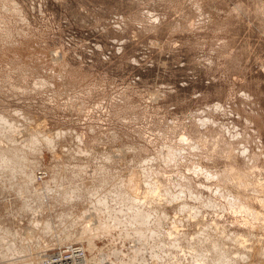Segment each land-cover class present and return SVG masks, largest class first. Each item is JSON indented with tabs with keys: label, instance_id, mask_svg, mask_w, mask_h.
I'll return each mask as SVG.
<instances>
[{
	"label": "rangeland",
	"instance_id": "374dc122",
	"mask_svg": "<svg viewBox=\"0 0 264 264\" xmlns=\"http://www.w3.org/2000/svg\"><path fill=\"white\" fill-rule=\"evenodd\" d=\"M62 169L83 264H264V0H0V264Z\"/></svg>",
	"mask_w": 264,
	"mask_h": 264
},
{
	"label": "bare ground",
	"instance_id": "6f19581e",
	"mask_svg": "<svg viewBox=\"0 0 264 264\" xmlns=\"http://www.w3.org/2000/svg\"><path fill=\"white\" fill-rule=\"evenodd\" d=\"M4 120V119H3ZM15 153V152H13ZM13 155V154H12ZM16 156V155H14ZM13 157V156H12ZM18 158V157H17ZM15 159V158H14ZM12 159V160H14ZM29 159V158H28ZM8 160V159H7ZM11 160V158L9 159ZM22 160V159H21ZM15 161V160H14ZM13 161V162H14ZM23 161V160H22ZM20 162V161H19ZM25 162V160H24ZM17 163V160H16ZM20 165V164H19ZM18 165V166H19ZM23 165V164H22ZM12 166V164H11ZM21 166V165H20ZM14 167V166H13ZM23 167V166H22ZM16 168V167H15ZM25 168V167H24ZM150 171V170H149ZM67 173L66 170L62 169V170H56V172H53V175L50 173L49 175V179H37V173H33L32 175V179L29 182L31 185L28 187L29 190L34 191L33 194L35 195V198H25L27 200V202L25 203V207L28 208L29 205L33 202H36V206L34 207L36 209V212H38V214H40V219L35 218L34 223H37V225L40 227V234L38 238H40L41 236L43 237V239H50L52 240V246H54V248L61 246L63 244H60L59 241H65L64 238L66 237H71V233L66 234L65 232H69L70 230V223L72 221V219L70 218V214L72 213L73 208L71 209L72 202L70 201H74L73 199H69L68 198V193H74L73 190L68 189V187H66L64 184H60L58 185L56 182V180L58 179V177L56 175L59 174H64ZM143 178V177H142ZM134 179V178H133ZM39 180V181H38ZM134 181V180H133ZM136 181V180H135ZM155 182V181H154ZM136 183H138L136 181ZM140 183V182H139ZM148 184V183H147ZM150 185V184H149ZM151 186V185H150ZM34 188L37 189V191H35ZM42 187L41 189L44 188V190L46 189V192L49 191V193H44V192H40L38 191L39 188ZM97 190H100V188H98ZM96 190V191H97ZM144 190V189H143ZM147 191V190H146ZM145 192V191H144ZM93 192L88 193L87 195H89V197L91 198L90 201V205L91 206H85L84 209V213L86 211L85 214H83L84 218L86 219V221L88 220H92L94 218L95 215L92 214H99V211H96V207L98 206V204L100 203L99 201H110L112 200V196L110 197L109 194H106L102 191H100L101 195L100 197H96L94 195H92ZM41 194V195H40ZM147 194V193H146ZM72 196L75 194H71ZM75 197V196H74ZM154 197V196H153ZM89 198V199H90ZM102 198V199H101ZM143 201V200H142ZM152 201V200H150ZM58 206L60 211H54L55 213V217H58L57 220H53V218L48 219L47 216H43L42 214H49L53 208L55 210V207ZM57 207V208H58ZM82 209V210H83ZM81 210V211H82ZM47 211V212H46ZM78 211V212H81ZM245 211V210H244ZM92 213V214H91ZM165 215V214H164ZM77 217V216H76ZM163 217V216H162ZM157 218V217H156ZM160 219V218H159ZM158 220V219H157ZM85 221V220H84ZM83 221V222H84ZM85 221V222H86ZM58 222V224H56ZM84 222V223H85ZM85 224H83L84 226ZM100 228H98L99 230L102 229L103 232H106V228L108 229L107 226H105L103 223H99ZM118 225V223H117ZM62 226V227H61ZM119 226V225H118ZM174 227V226H173ZM64 230H63V229ZM84 228V227H83ZM110 229H108L109 231ZM174 230V229H173ZM71 231V230H70ZM88 231V227L85 226L84 231L83 232H87ZM171 232V231H170ZM84 234V233H83ZM95 235V234H94ZM94 235H90V236H94ZM164 236V235H163ZM83 237V235H82ZM85 237V236H84ZM91 239V238H90ZM59 240V241H58ZM71 239H69V243H71ZM68 243V242H67ZM216 244V243H215ZM78 245V244H76ZM70 246L71 249V256L73 257V261L71 264H83V260L85 258V249H83V245H80V247H77L75 245H67ZM74 247H77L78 249L75 251L72 249ZM51 249H46L42 252L41 255H34L35 257H33L32 259V264H50L49 262L51 261V258L54 256L49 257L46 253H48V251ZM214 252V251H213ZM223 256V255H221ZM59 258H64L63 255H61ZM67 259V258H66ZM65 259V260H66ZM63 260V262L65 261ZM200 262V261H199ZM67 264V262H66Z\"/></svg>",
	"mask_w": 264,
	"mask_h": 264
},
{
	"label": "built area",
	"instance_id": "2783aa9c",
	"mask_svg": "<svg viewBox=\"0 0 264 264\" xmlns=\"http://www.w3.org/2000/svg\"><path fill=\"white\" fill-rule=\"evenodd\" d=\"M37 176H38L37 179L42 180L45 177V172L44 171H37ZM68 244L72 246V242L71 243H65V244L58 246L56 248H51V250H49L48 253H46L49 257L54 255L51 258V261L49 262L50 264H66V262H67V264L72 263L73 257L71 256L70 246H67ZM74 245L77 247H80V245H76V244H74ZM77 247H74L72 249V251L73 250L76 251L78 249ZM61 255H63L64 258H59ZM63 260H65V261L63 262Z\"/></svg>",
	"mask_w": 264,
	"mask_h": 264
}]
</instances>
